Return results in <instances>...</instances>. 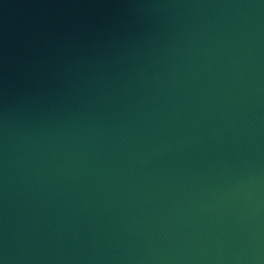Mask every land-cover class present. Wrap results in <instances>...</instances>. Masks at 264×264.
Wrapping results in <instances>:
<instances>
[{
    "label": "water",
    "instance_id": "95a60500",
    "mask_svg": "<svg viewBox=\"0 0 264 264\" xmlns=\"http://www.w3.org/2000/svg\"><path fill=\"white\" fill-rule=\"evenodd\" d=\"M0 264H264V0H0Z\"/></svg>",
    "mask_w": 264,
    "mask_h": 264
}]
</instances>
